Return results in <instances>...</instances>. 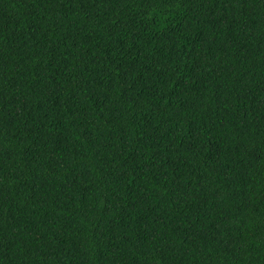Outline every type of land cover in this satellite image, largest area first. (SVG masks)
I'll return each mask as SVG.
<instances>
[{
    "label": "trees",
    "instance_id": "16d2710c",
    "mask_svg": "<svg viewBox=\"0 0 264 264\" xmlns=\"http://www.w3.org/2000/svg\"><path fill=\"white\" fill-rule=\"evenodd\" d=\"M0 264H264V0H0Z\"/></svg>",
    "mask_w": 264,
    "mask_h": 264
}]
</instances>
